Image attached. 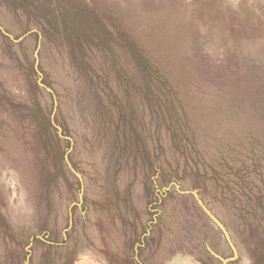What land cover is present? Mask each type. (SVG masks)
<instances>
[{
  "label": "rangeland",
  "instance_id": "obj_1",
  "mask_svg": "<svg viewBox=\"0 0 264 264\" xmlns=\"http://www.w3.org/2000/svg\"><path fill=\"white\" fill-rule=\"evenodd\" d=\"M0 264H264V0H0Z\"/></svg>",
  "mask_w": 264,
  "mask_h": 264
},
{
  "label": "water",
  "instance_id": "obj_2",
  "mask_svg": "<svg viewBox=\"0 0 264 264\" xmlns=\"http://www.w3.org/2000/svg\"><path fill=\"white\" fill-rule=\"evenodd\" d=\"M205 210L211 216V218L217 223V225H219V227H221V229L224 231L227 240L229 241L230 245L232 246L235 253L237 254V250L235 248V245H234V243L231 239L230 233L227 230V228L225 227V225L219 219H217L208 209L205 208Z\"/></svg>",
  "mask_w": 264,
  "mask_h": 264
}]
</instances>
